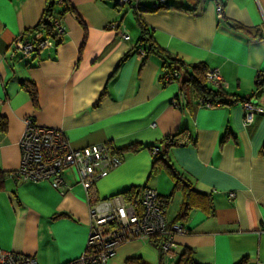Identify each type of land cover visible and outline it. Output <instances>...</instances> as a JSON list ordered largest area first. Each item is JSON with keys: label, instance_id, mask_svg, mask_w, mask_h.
I'll list each match as a JSON object with an SVG mask.
<instances>
[{"label": "crops", "instance_id": "0c3cea01", "mask_svg": "<svg viewBox=\"0 0 264 264\" xmlns=\"http://www.w3.org/2000/svg\"><path fill=\"white\" fill-rule=\"evenodd\" d=\"M153 1L133 8L115 0H65L58 15L62 41L27 60L11 41L37 23L46 0H0V115L6 119L0 168L9 172L0 189L1 248L34 256L38 264H61L80 255L88 236L87 195L71 169L63 173L64 194L47 180L14 178L24 118L30 117L61 129L75 148L114 145L122 161L96 180L91 197L156 189L168 222L186 228L173 238L178 255L189 248L198 264H264V112H254L244 125L240 100L250 98L264 109V86L256 82L264 71V0H199L196 12L152 9ZM137 19L187 68L203 63L218 69L227 84L225 99L239 100L204 105L189 86L180 93L183 78L162 85L163 55L134 51L149 46ZM23 80L34 83L36 105ZM184 127L194 141L172 147L168 164L159 161L150 172V146ZM134 144L140 147L134 150ZM182 182L189 207L180 215ZM159 244L160 236L122 241L107 264H163Z\"/></svg>", "mask_w": 264, "mask_h": 264}, {"label": "built area", "instance_id": "2783aa9c", "mask_svg": "<svg viewBox=\"0 0 264 264\" xmlns=\"http://www.w3.org/2000/svg\"><path fill=\"white\" fill-rule=\"evenodd\" d=\"M65 0H59L62 3ZM167 0H154L150 7L158 8ZM141 0H115L116 5L128 3L131 7L140 5ZM223 3H216L218 16L221 17ZM59 38L65 33L60 19L53 21ZM124 39L129 38L127 32L122 33ZM11 45L19 52L22 59L32 60L37 54L58 44L56 40L45 36L38 30L32 34L26 31L15 36ZM147 48L136 47L134 50L140 57L145 56ZM175 70H165L161 79L164 85L178 78ZM205 83L216 89H225L227 84L216 68H206ZM258 87L264 86V71L257 75ZM204 105L209 101L200 99ZM245 107L244 125L250 124L254 112H264L263 107L256 105L250 98L241 99ZM20 159L13 172L18 181L38 182L47 180L59 190L66 191L63 173L71 169L76 180L81 183L87 195L89 230L83 251L77 257L61 264H107L115 248L122 241L139 238L149 240L160 236V252L163 264L168 260L173 263L178 257L174 235L185 233V226L177 221L168 222L165 216L164 200L149 186L137 189L135 195L125 199L123 193L110 197L93 199L90 191L99 177L120 165L122 159L111 143L92 144L73 147L61 129L37 125L30 117L24 118V129L19 141ZM157 152L158 148L153 147ZM172 263V264H173ZM0 264H38L35 257L0 247Z\"/></svg>", "mask_w": 264, "mask_h": 264}, {"label": "trees", "instance_id": "16d2710c", "mask_svg": "<svg viewBox=\"0 0 264 264\" xmlns=\"http://www.w3.org/2000/svg\"><path fill=\"white\" fill-rule=\"evenodd\" d=\"M190 2L189 5H185L184 1L182 0H167L164 3H160L158 8H168V7H176L179 9H183L186 11L190 12H196L195 8L199 0H188ZM64 5V1L62 3H59V0H46L44 10L42 11L40 19L37 21V23L26 29L27 34H32L35 31H42L45 36L51 37L56 40V43L59 44L62 41V37L59 38V34L56 32L53 21L55 19H58V15H60L65 8L63 7L62 9L59 7L60 5ZM133 8H138L133 7ZM60 11V13H59ZM139 22V25L141 27L142 31V38L148 41L149 46L146 49V54L148 52H157L160 55L162 54L167 65L165 67V70H175L178 73V78L175 80L177 81L180 78L182 79V84H181V89L180 93L183 94L184 91V85L189 86L192 89V92L195 94V97L200 98L205 101H209L210 104H215V103H223V102H234L235 100L239 99H225L226 93L224 92V89H216L212 86H209L207 83H205L204 79V72L206 70V66L203 63H196L193 65H190L189 68L186 67V63L177 58L173 57L170 54L164 52L162 49H160L154 42L151 40V36L148 34V31L146 29V26L140 23L139 19H137ZM248 30V29H247ZM256 30V28H255ZM127 54H124L120 62L123 61ZM120 64V63H119ZM118 64V65H119ZM164 70V71H165ZM185 73V75H183ZM162 81V79H160ZM162 85H164L163 82H161ZM21 87L28 92L30 95L31 101L34 105L37 104V93H36V88L33 82L29 80H23L21 82ZM179 96L177 95L175 97L176 104L178 102ZM245 99V98H241ZM240 99V100H241ZM179 103V102H178ZM0 129L1 130H6V119L4 116L0 115ZM194 138L192 135L189 133L187 128H181L177 130L174 133L167 134L162 137V139L159 141L158 145L156 146H150V149L153 154V161H152V166H151V171L153 172L158 169V162H166L169 159V152L172 147L179 146L182 144H186L188 142H193ZM132 149L137 150L140 145H131L130 146ZM153 147H157L158 151L154 152ZM119 150L116 149V152L118 153ZM170 173L172 176L176 179V183L181 182V178L177 175V172L173 167H168ZM9 174L8 171L3 170L0 168V189L3 188V182L5 177ZM182 188L184 192V203L182 206V211L180 212V215L185 214L187 208L189 207V202H188V194H189V188L186 186L185 182H182ZM138 188H130L127 191L123 192V195L125 199L131 198L135 193L137 192ZM165 206V202H164ZM179 215V216H180ZM173 264H198L194 258H193V253L189 248L184 249L180 254L178 255L176 261Z\"/></svg>", "mask_w": 264, "mask_h": 264}]
</instances>
